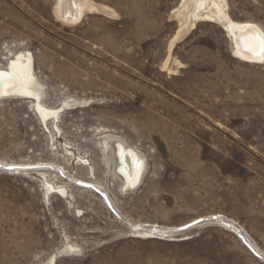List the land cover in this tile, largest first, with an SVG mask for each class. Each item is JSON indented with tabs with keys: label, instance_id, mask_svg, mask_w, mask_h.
I'll use <instances>...</instances> for the list:
<instances>
[{
	"label": "rangeland",
	"instance_id": "1",
	"mask_svg": "<svg viewBox=\"0 0 264 264\" xmlns=\"http://www.w3.org/2000/svg\"><path fill=\"white\" fill-rule=\"evenodd\" d=\"M91 1L106 12L65 23L57 0H0V70L31 55L42 90L0 99V264H264V55L198 4L187 23L184 0ZM225 2L264 35V0Z\"/></svg>",
	"mask_w": 264,
	"mask_h": 264
},
{
	"label": "bare ground",
	"instance_id": "2",
	"mask_svg": "<svg viewBox=\"0 0 264 264\" xmlns=\"http://www.w3.org/2000/svg\"><path fill=\"white\" fill-rule=\"evenodd\" d=\"M194 4H198V7L197 5L196 7L199 9L204 8L205 10H207L205 11L207 16L211 17V19L213 18V20L216 19L225 27L227 33L231 36V38H233L236 45V49L234 51L236 55L240 56V58L242 59L244 58L250 61L262 60L264 55V53L261 52L260 43L261 40H264V35L261 31L262 29L260 30L257 25L250 22H236L231 20L226 11L227 7L225 0H184L182 8L181 10H179V14L182 16L183 21L188 23L190 22V18L196 20V18L198 17L199 13L190 9ZM189 9L191 11H189ZM92 10H102L106 12V10L103 9L102 6H99L91 0H57L54 7L56 16L65 21V23L79 22V20L84 16L85 12ZM180 29H182V27ZM32 69L33 60L31 55L26 56L21 54L16 58L11 59L7 69H5L6 71L0 70V74H2L0 75V99L13 95L19 98L38 100V95L42 90L40 83L33 80ZM35 108L42 122H45L51 116H56L58 113L57 108L45 109L40 103H37ZM117 154L118 160L121 164L120 173L123 176L124 183L127 186L134 187L140 181V175L143 170L142 160H140L132 150L124 148L121 145H118L117 147ZM13 165L15 164H12V166ZM46 165H51L52 169L56 168V166L54 168L52 164ZM41 169L52 171V169L49 168ZM13 170H20V168H13L11 171ZM56 170L58 171V173H61V175L65 174V172H63L59 168H56ZM75 181L82 182L83 184H88L91 186L95 185L91 184V182L83 181L80 179H77ZM46 184L49 190H55V188L49 182H47ZM95 187L98 188L96 185ZM55 191L61 192L60 189ZM107 200L108 199L106 198V203L109 204L110 207V203ZM118 217L120 218V216ZM152 231L159 233L161 230L153 228ZM53 261L54 260L51 259L48 264H53Z\"/></svg>",
	"mask_w": 264,
	"mask_h": 264
},
{
	"label": "water",
	"instance_id": "3",
	"mask_svg": "<svg viewBox=\"0 0 264 264\" xmlns=\"http://www.w3.org/2000/svg\"><path fill=\"white\" fill-rule=\"evenodd\" d=\"M34 167H38V168H49V169H52V166L50 165H39V166H34ZM13 168H20V169H24V166H20V165H7L6 166V170H12ZM28 168V167H25V169ZM54 170V169H52ZM61 174V173H60ZM76 184H79V185H82V186H86V187H89L95 191H97V189L94 187V186H91V185H88V184H83L82 182H76ZM102 197L105 198V195L102 194V193H99ZM199 221H195L191 224H187L183 227H181L180 229L183 230V229H186L190 226H193L194 224L198 223ZM240 239L242 241V243L246 246V248L256 257L260 258V254L259 252L256 250V248L243 236V235H240Z\"/></svg>",
	"mask_w": 264,
	"mask_h": 264
},
{
	"label": "snow or ice",
	"instance_id": "4",
	"mask_svg": "<svg viewBox=\"0 0 264 264\" xmlns=\"http://www.w3.org/2000/svg\"><path fill=\"white\" fill-rule=\"evenodd\" d=\"M260 43H261V52L264 53V40H261Z\"/></svg>",
	"mask_w": 264,
	"mask_h": 264
}]
</instances>
